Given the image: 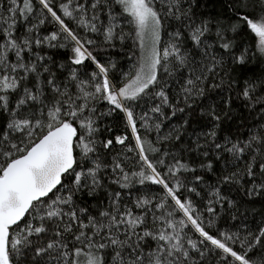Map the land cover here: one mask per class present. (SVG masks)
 Instances as JSON below:
<instances>
[{
    "label": "snow or ice",
    "instance_id": "6c2138e0",
    "mask_svg": "<svg viewBox=\"0 0 264 264\" xmlns=\"http://www.w3.org/2000/svg\"><path fill=\"white\" fill-rule=\"evenodd\" d=\"M0 264H264V0H0Z\"/></svg>",
    "mask_w": 264,
    "mask_h": 264
}]
</instances>
